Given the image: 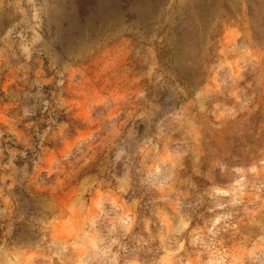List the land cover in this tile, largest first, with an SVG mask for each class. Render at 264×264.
<instances>
[{
  "label": "clouds",
  "instance_id": "clouds-1",
  "mask_svg": "<svg viewBox=\"0 0 264 264\" xmlns=\"http://www.w3.org/2000/svg\"><path fill=\"white\" fill-rule=\"evenodd\" d=\"M105 7L0 0V264H264V0Z\"/></svg>",
  "mask_w": 264,
  "mask_h": 264
},
{
  "label": "rangeland",
  "instance_id": "rangeland-1",
  "mask_svg": "<svg viewBox=\"0 0 264 264\" xmlns=\"http://www.w3.org/2000/svg\"><path fill=\"white\" fill-rule=\"evenodd\" d=\"M81 22H88L102 18L108 12L105 7V0H76ZM127 3H113L112 8H126Z\"/></svg>",
  "mask_w": 264,
  "mask_h": 264
}]
</instances>
